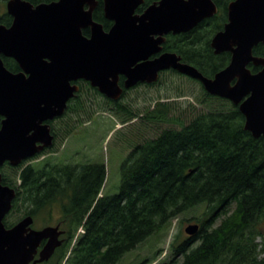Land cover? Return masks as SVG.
Instances as JSON below:
<instances>
[{
    "label": "trees",
    "instance_id": "obj_1",
    "mask_svg": "<svg viewBox=\"0 0 264 264\" xmlns=\"http://www.w3.org/2000/svg\"><path fill=\"white\" fill-rule=\"evenodd\" d=\"M27 1L35 5L53 0ZM154 1L144 0V5ZM213 1L219 12L208 24L169 35L163 44L164 50L176 52L209 77L228 61L227 54L213 53L209 41L222 28L230 0ZM93 18L104 29L111 24L103 16L102 0ZM263 53L264 45L253 48L254 55ZM2 60L10 71L19 70L15 62ZM249 67L253 72L259 69ZM201 89L205 109L179 127H164L133 145L121 165L117 194H101L106 176L102 163L48 159L37 165L27 163L30 159L17 166L5 163L0 167L1 183L15 189L5 226L26 215L34 219L42 215L49 223L57 208L63 243L40 264H118L172 219L205 202L197 232L172 243L171 256L158 264H264V136L253 137L244 129L238 106ZM70 102L65 111L72 109ZM168 110L167 104L156 103L142 117L149 122L179 121L169 117ZM54 121L50 126L55 141ZM70 130L72 126L66 127L64 134ZM80 227L83 232L74 241Z\"/></svg>",
    "mask_w": 264,
    "mask_h": 264
},
{
    "label": "water",
    "instance_id": "obj_2",
    "mask_svg": "<svg viewBox=\"0 0 264 264\" xmlns=\"http://www.w3.org/2000/svg\"><path fill=\"white\" fill-rule=\"evenodd\" d=\"M143 0H102L105 30L94 20L98 0H53L32 4L7 0L10 26L0 24V167L17 166L52 147L50 121L63 115L84 79L115 101L137 84H153L165 70H175L198 80L212 96L229 100L244 117V129L264 136V55L252 49L264 44V0H232L227 22L211 39L215 53L231 52L227 66L213 77L181 61L175 52H162L165 35L191 30L212 17V0H158L141 14ZM88 29L89 35L83 34ZM2 56L13 57L19 71L6 68ZM261 66L251 72L248 64ZM124 77L123 85L119 84ZM15 189L1 183L0 264H39L48 261L63 243L60 224L34 228L26 215L6 227ZM197 224L185 232L192 236Z\"/></svg>",
    "mask_w": 264,
    "mask_h": 264
},
{
    "label": "rangeland",
    "instance_id": "obj_3",
    "mask_svg": "<svg viewBox=\"0 0 264 264\" xmlns=\"http://www.w3.org/2000/svg\"><path fill=\"white\" fill-rule=\"evenodd\" d=\"M4 2L0 0V12ZM161 73L155 85L137 84L127 89L115 103L83 86L79 95L70 102L72 109L53 122L57 135L53 151L45 150L27 163L37 165L47 159L53 163H102L106 176L101 194H117L121 183V165L133 145L154 137L164 127H179L181 122H187L195 113L206 108L200 84L168 70ZM156 103L167 104L168 116L177 117L179 121L144 120L143 113ZM71 126L72 130L65 135V128ZM205 206L206 203L201 202L175 217L159 232L126 253L118 264H158L165 261L172 254L171 244L189 236L185 228L190 224L199 226ZM54 210L49 223L40 215L34 219L33 227L57 224L60 215L57 208ZM62 264L72 263L63 261Z\"/></svg>",
    "mask_w": 264,
    "mask_h": 264
},
{
    "label": "flooded vegetation",
    "instance_id": "obj_4",
    "mask_svg": "<svg viewBox=\"0 0 264 264\" xmlns=\"http://www.w3.org/2000/svg\"><path fill=\"white\" fill-rule=\"evenodd\" d=\"M5 2H4V4H3V9L1 10V12H0V19H2V21L0 22V24H3V25H5V26H10L11 25V23H12V20H13V18H12V16L11 15H9L7 12H6V2H7V0H4ZM158 1V0H157ZM213 1V0H212ZM230 1H232V0H230ZM229 1V2H230ZM154 2H156V1H154ZM214 2V1H213ZM228 2V3H229ZM153 3V2H152ZM215 3V2H214ZM228 3H227V5H228ZM151 3H149V4H147V5H144V0H143V2L139 5V6H137L136 7V9H135V13L136 14H141L143 11H144V9L148 6V5H150ZM216 4V3H215ZM217 6V5H216ZM97 7V6H96ZM96 9V8H95ZM219 12V7L217 6V12H216V14ZM216 14H214V15H216ZM213 15V16H214ZM213 16L212 17H209V18H206V19H204V20H202L198 25H201V24H203V23H206V24H208L210 21H211V19L213 18ZM111 22V21H110ZM227 22V6H226V20L224 21V23L222 24V28L220 29V30H222L223 28H224V25H225V23ZM112 24V23H111ZM111 24H110V26H111ZM197 25V26H198ZM109 26V27H110ZM197 26H195V27H197ZM108 27V28H109ZM194 27V28H195ZM107 28V29H108ZM194 28H192L191 30H193ZM107 29H105V30H107ZM191 30H189V31H191ZM220 30H218V31H220ZM84 31H87V34H85L84 33ZM189 31H187V32H189ZM217 31V32H218ZM187 32H183V33H187ZM217 32H215V33H217ZM214 33V34H215ZM83 34L84 35H86V36H88L89 35V30L88 29H84L83 30ZM177 34H181V33H177ZM177 34H172V33H168V34H166L165 35V40H166V37L167 36H169V35H177ZM214 34L211 36V38H210V41H209V46H210V48L212 49V51H213V53L214 54H216V55H220V54H227L228 55V61H227V63H226V65L225 66H227L228 64H229V62H230V60H231V56H232V54H231V52H229V51H222V52H220V53H215L214 52V49L211 47V39H212V37L214 36ZM165 42V41H164ZM164 44V43H163ZM163 44H162V49L159 51V52H156V53H154V54H152L150 57H149V59H152V58H154V57H156V56H158V55H160L162 52H173V51H168V50H164V48H163ZM258 44H262V45H264L263 43H258ZM257 44V45H258ZM255 47V46H254ZM253 47V48H254ZM176 53V52H175ZM252 53H253V49H252ZM177 54V53H176ZM177 55H179V54H177ZM254 55V54H253ZM264 55V53L262 54V55H254V56H263ZM180 56V55H179ZM2 57H5V58H8L9 60H11V61H13V62H15L17 65H18V63L16 62V60L13 58V57H6V56H2ZM181 57V56H180ZM181 61H182V58H181ZM183 62H185V61H183ZM187 63V62H186ZM190 64V63H189ZM253 65L252 63H249L248 64V68L250 69V67H249V65ZM192 65V64H191ZM194 66V65H193ZM224 66V67H225ZM254 66V65H253ZM19 67V66H18ZM224 67H222V68H224ZM255 67H259V69L261 68V66H255ZM197 68V67H196ZM221 68V69H222ZM198 69V68H197ZM220 69V70H221ZM258 69V70H259ZM169 70H172V69H169ZM251 70V69H250ZM257 70V71H258ZM19 71V70H18ZM165 71H167V70H165ZM175 71V70H174ZM219 71V70H218ZM217 71V72H218ZM257 71H255V72H257ZM15 72H17V71H15ZM177 72V71H176ZM251 72H253L252 70H251ZM202 73V72H201ZM216 73V72H215ZM214 73V74H215ZM254 73V72H253ZM180 74V73H179ZM203 74V73H202ZM214 74H213V76H214ZM181 75H183V76H185V77H188V76H186V75H184V74H181ZM204 75V74H203ZM204 76H206V75H204ZM213 76H211V77H213ZM207 77H209V76H207ZM188 78H190V77H188ZM190 79H192V78H190ZM123 80H124V77L123 76H120V78H119V84L122 86L123 85ZM193 80H196V79H193ZM196 81H198V80H196ZM199 82V81H198ZM72 83H76L77 85H78V87H79V90H81V88L83 87V86H88L89 88H91V89H93L94 91H96V92H98V93H100L99 91H98V89L97 88H95V87H92L91 85H90V83H89V81H87V80H84V79H79V80H76V81H73ZM200 83V82H199ZM201 84V83H200ZM201 86H202V84H201ZM203 87V86H202ZM204 89V88H203ZM78 90V91H79ZM205 91V90H204ZM126 92V90H124L123 91V93H125ZM206 92V91H205ZM207 93V92H206ZM101 95H103L102 93H100ZM77 95L78 94H76L73 98H71L70 100H72V99H75V97H77ZM104 96V95H103ZM104 97H106V96H104ZM218 97V96H217ZM107 98V97H106ZM221 98V97H220ZM107 99H109V98H107ZM111 100V99H110ZM111 101H113V100H111ZM70 102V101H69ZM68 105V104H67ZM60 228L61 229H63L62 228V226L60 225ZM64 235V234H63ZM63 235H62V237H63Z\"/></svg>",
    "mask_w": 264,
    "mask_h": 264
},
{
    "label": "built area",
    "instance_id": "obj_5",
    "mask_svg": "<svg viewBox=\"0 0 264 264\" xmlns=\"http://www.w3.org/2000/svg\"><path fill=\"white\" fill-rule=\"evenodd\" d=\"M80 231H82V230L80 229Z\"/></svg>",
    "mask_w": 264,
    "mask_h": 264
}]
</instances>
